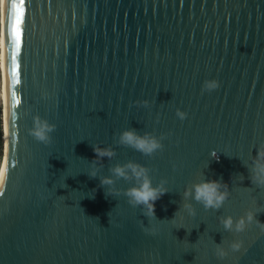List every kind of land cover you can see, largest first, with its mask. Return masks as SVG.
<instances>
[{
  "label": "water",
  "instance_id": "95a60500",
  "mask_svg": "<svg viewBox=\"0 0 264 264\" xmlns=\"http://www.w3.org/2000/svg\"><path fill=\"white\" fill-rule=\"evenodd\" d=\"M21 11L12 84L6 22L10 32L15 10L10 0L6 14L2 0L0 264H264L255 222L243 233L221 222L251 210L264 223V186L250 180L264 149V0H25ZM211 79L220 87L202 91ZM145 99L149 108L135 105ZM37 115L56 125L49 145L29 135ZM129 128L171 135L149 157L117 143ZM96 144L116 154L97 161L92 178ZM129 161L149 169L153 186L167 181L155 217L127 203L135 181L110 171ZM103 177L120 196L105 195ZM220 179L230 195L219 209L184 199L193 184ZM237 239L243 247L232 252Z\"/></svg>",
  "mask_w": 264,
  "mask_h": 264
},
{
  "label": "clouds",
  "instance_id": "9594fccd",
  "mask_svg": "<svg viewBox=\"0 0 264 264\" xmlns=\"http://www.w3.org/2000/svg\"><path fill=\"white\" fill-rule=\"evenodd\" d=\"M220 87V82L216 79L205 80L202 86V91H213ZM135 105L139 107L149 108L150 102L148 100H137ZM176 116L183 121L187 118L188 113L176 110ZM159 119V116L157 117ZM56 130V125L49 123L47 120L41 119L38 115L33 118V127L29 129V135L33 136L35 140L49 145L52 143L51 133ZM171 133L162 134L159 137L152 133L145 132L142 135L136 129H125L119 136L117 143L119 145L130 147L145 156L152 157L158 151L164 149L162 141L170 136ZM95 158L91 161V167L88 175L95 178L97 169L95 164L97 161L107 157L111 159L116 153L111 146L102 147L99 144L93 145ZM213 158H217V153H211ZM175 167V165H174ZM112 175L118 179L134 180V184L123 190V195L127 197V203L135 207H142L143 215L149 218L155 217V202L160 199L168 188L165 186L167 181L162 180L158 185L153 186L152 180L149 176V169L139 163L129 161L123 165H116L110 169ZM241 181L243 177H240ZM251 183L258 187L264 186V149L257 148L256 155L253 159V167L250 175ZM102 187L106 188V196H120L121 190L114 187L115 181L112 177H103L100 180ZM223 189V191L221 190ZM230 195L228 184L220 180H203L195 183L191 188L186 189L183 193L185 200L192 199L204 206L205 209H219L223 202ZM183 209L187 211L189 216H195L196 210L191 203H184ZM257 213L249 210L245 216L234 220L231 216L222 218V224L226 231L243 233L254 222L264 231V223L256 219ZM174 219V218H173ZM148 231V230H146ZM151 234L155 235V229L150 230ZM243 247L242 240H233L229 248L232 252H238ZM214 254L219 259H224L229 255L228 249L218 244L215 246Z\"/></svg>",
  "mask_w": 264,
  "mask_h": 264
},
{
  "label": "snow or ice",
  "instance_id": "6c2138e0",
  "mask_svg": "<svg viewBox=\"0 0 264 264\" xmlns=\"http://www.w3.org/2000/svg\"><path fill=\"white\" fill-rule=\"evenodd\" d=\"M5 3L6 14H7V7L10 3V0H3ZM25 0H19V3H15L14 0H11V6L15 10V15L11 17V27L9 32L8 21L6 22V36H7V43H12V70H11V82L12 84H19L21 79L20 73V63L18 61V56L22 50V39H23V28H22V16L23 13L21 11V5L24 4ZM12 97L15 98L16 93L15 91L12 92ZM19 103V101H17ZM11 124V120H10ZM11 134V129H10ZM7 181V177L5 176L2 181H0V189H2L3 184ZM0 194H3V191L0 190Z\"/></svg>",
  "mask_w": 264,
  "mask_h": 264
},
{
  "label": "bare ground",
  "instance_id": "6f19581e",
  "mask_svg": "<svg viewBox=\"0 0 264 264\" xmlns=\"http://www.w3.org/2000/svg\"><path fill=\"white\" fill-rule=\"evenodd\" d=\"M1 3L2 0H0V56H1ZM1 72H2V60H1ZM2 98L4 102V97H3V88H2ZM2 115H3V106H2ZM3 120V117H2ZM4 127H5V116H4ZM3 122H2V132H3ZM1 166H0V181L2 178L3 170L5 167V135H4V151H3V159L1 160Z\"/></svg>",
  "mask_w": 264,
  "mask_h": 264
},
{
  "label": "rangeland",
  "instance_id": "374dc122",
  "mask_svg": "<svg viewBox=\"0 0 264 264\" xmlns=\"http://www.w3.org/2000/svg\"><path fill=\"white\" fill-rule=\"evenodd\" d=\"M2 88H3V79H2V72H1V56H0V106H3V132H2V142H3V147L1 150V156H0V166H1V160L3 159V151H4V135H5V127H4V102H3V98H2Z\"/></svg>",
  "mask_w": 264,
  "mask_h": 264
},
{
  "label": "trees",
  "instance_id": "16d2710c",
  "mask_svg": "<svg viewBox=\"0 0 264 264\" xmlns=\"http://www.w3.org/2000/svg\"><path fill=\"white\" fill-rule=\"evenodd\" d=\"M2 114H1V106H0V156H1V150L3 147V142H2V130H1V122H2Z\"/></svg>",
  "mask_w": 264,
  "mask_h": 264
}]
</instances>
